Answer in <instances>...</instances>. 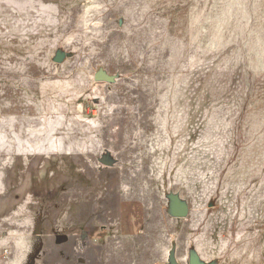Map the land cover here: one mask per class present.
I'll return each instance as SVG.
<instances>
[{
	"label": "rangeland",
	"instance_id": "obj_1",
	"mask_svg": "<svg viewBox=\"0 0 264 264\" xmlns=\"http://www.w3.org/2000/svg\"><path fill=\"white\" fill-rule=\"evenodd\" d=\"M0 264H264V0H0Z\"/></svg>",
	"mask_w": 264,
	"mask_h": 264
},
{
	"label": "water",
	"instance_id": "obj_2",
	"mask_svg": "<svg viewBox=\"0 0 264 264\" xmlns=\"http://www.w3.org/2000/svg\"><path fill=\"white\" fill-rule=\"evenodd\" d=\"M61 58L62 56L58 54L55 60L60 61ZM94 79L96 81H107L108 82L112 80V76L107 75L103 71H98L95 73ZM172 213L175 217H184L187 215V209L185 206L179 204V202H175L174 205L172 206Z\"/></svg>",
	"mask_w": 264,
	"mask_h": 264
}]
</instances>
